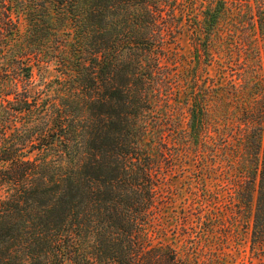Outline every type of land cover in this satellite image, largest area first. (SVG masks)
I'll return each instance as SVG.
<instances>
[{
    "label": "trees",
    "instance_id": "obj_1",
    "mask_svg": "<svg viewBox=\"0 0 264 264\" xmlns=\"http://www.w3.org/2000/svg\"><path fill=\"white\" fill-rule=\"evenodd\" d=\"M175 178L264 247V0H0V264H198Z\"/></svg>",
    "mask_w": 264,
    "mask_h": 264
},
{
    "label": "rangeland",
    "instance_id": "obj_2",
    "mask_svg": "<svg viewBox=\"0 0 264 264\" xmlns=\"http://www.w3.org/2000/svg\"><path fill=\"white\" fill-rule=\"evenodd\" d=\"M197 1L205 2V0H178V2L187 7H190V5L195 4ZM202 5L205 4L202 3ZM252 6L254 7V5ZM190 25V23L185 21V25L176 33L175 39L171 40L168 38L169 42H172L169 45L171 52H174L179 57V71H184L185 68L193 66L195 58L200 56L193 52L192 46L194 45V40L190 38L192 32ZM211 69L215 72L214 68ZM34 71V78L39 85L45 86L63 77L56 72L54 64H49L48 66L42 65L41 68ZM52 85L54 87V84ZM49 94H52V91ZM183 182L187 181L175 178L166 186H174L179 190V197L170 210L174 211L173 223H180V217H183V215L190 217L192 222L187 226L188 231H184V235L181 236V227L175 230L172 227L168 229L169 223L165 219H161L159 222L161 228H167L166 237L161 239L172 243L181 254L187 253V250L192 246V242H199L197 244L198 250L196 249V253L194 254L195 257H198V264H214L216 257L219 260L217 259L215 264H264V247L254 245L252 241V219H250L249 223H246L244 217L236 213V209L231 211V215H223L222 208L217 210L214 205L210 206L209 209L214 210L213 214H220L218 217L221 219V222L220 224H214L213 231H205L202 240L196 241L198 228H196V232L190 231L189 228L191 226L193 228L199 226L197 210L203 208L200 206L202 204V198L200 197L202 188L197 190V184H194L195 188L192 192H195V195L188 194L187 185H184ZM209 183L211 184V182ZM196 208L197 210H195ZM253 210L254 206L252 212ZM206 227H209L208 222L206 223Z\"/></svg>",
    "mask_w": 264,
    "mask_h": 264
}]
</instances>
